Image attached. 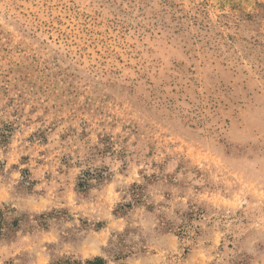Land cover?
<instances>
[{"label": "rangeland", "instance_id": "obj_1", "mask_svg": "<svg viewBox=\"0 0 264 264\" xmlns=\"http://www.w3.org/2000/svg\"><path fill=\"white\" fill-rule=\"evenodd\" d=\"M0 264H264V0H0Z\"/></svg>", "mask_w": 264, "mask_h": 264}, {"label": "trees", "instance_id": "obj_2", "mask_svg": "<svg viewBox=\"0 0 264 264\" xmlns=\"http://www.w3.org/2000/svg\"><path fill=\"white\" fill-rule=\"evenodd\" d=\"M1 228H0V236H1ZM71 264V263H69ZM86 264H106V262L101 258H96L94 260H88Z\"/></svg>", "mask_w": 264, "mask_h": 264}]
</instances>
